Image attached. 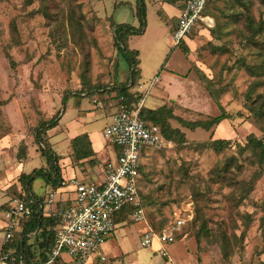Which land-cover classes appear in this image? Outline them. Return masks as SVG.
I'll use <instances>...</instances> for the list:
<instances>
[{
    "label": "rangeland",
    "instance_id": "374dc122",
    "mask_svg": "<svg viewBox=\"0 0 264 264\" xmlns=\"http://www.w3.org/2000/svg\"><path fill=\"white\" fill-rule=\"evenodd\" d=\"M141 1L147 30L125 39L128 49L139 53L141 78L128 88L140 92L145 107L165 106L164 116L185 139L171 140L143 158L145 220L125 218L117 225L101 244L102 264H264V152L255 143L264 140V28L255 37L257 47L243 39L249 34L247 17L264 25V0H214L209 8L217 19L183 37L188 52L174 42L173 21L163 11L164 17L158 14L166 0ZM138 2L0 0V211L25 193L21 174L49 170L35 134L54 115L57 125L40 138L58 153L60 172L72 167L65 163L73 155L69 140L84 128L100 149L99 160L113 158L115 149L102 129L111 121L106 113L115 110L116 99L112 92L88 96L82 91L127 80L114 23L138 25ZM215 22L218 27L211 28ZM168 74L173 82L162 79ZM155 76L161 77L158 83ZM84 105L88 117L77 112ZM219 106L230 114L225 123L191 130L179 121H209L220 114ZM215 139L228 143L220 148ZM29 188L45 196L51 185L37 176ZM175 216L183 223L175 242L163 245L167 255L160 254L159 243L141 245L145 231L170 225ZM39 253L36 245L34 257Z\"/></svg>",
    "mask_w": 264,
    "mask_h": 264
},
{
    "label": "built area",
    "instance_id": "2783aa9c",
    "mask_svg": "<svg viewBox=\"0 0 264 264\" xmlns=\"http://www.w3.org/2000/svg\"><path fill=\"white\" fill-rule=\"evenodd\" d=\"M205 2L184 0L173 33L175 44L198 20L210 25L208 17L201 15ZM142 101L131 108L122 107L112 121L103 127V137L117 148L118 153L113 161L105 162L102 179L62 177L57 186L51 187L41 197V216L54 220L51 225L54 242L45 251L46 258L40 261L37 254L32 263L22 252L17 253L13 248H8L7 252L0 255V264H58L63 260V255L67 256V264H101L106 261L101 244L117 225L124 222V219L120 221L122 211L130 207L126 211V219L134 222L145 220L144 202L139 192L142 160L148 150L164 148L171 144V140L163 135L157 124L140 118ZM30 202L23 198H14L8 202L4 212V243L22 231L25 220L32 214ZM182 223L179 216H175L170 225L160 230L149 228L143 233L141 245L150 246L156 240L162 245L158 250L160 254L167 255L163 245L175 241V233ZM37 230L29 232L27 237L33 236Z\"/></svg>",
    "mask_w": 264,
    "mask_h": 264
},
{
    "label": "trees",
    "instance_id": "16d2710c",
    "mask_svg": "<svg viewBox=\"0 0 264 264\" xmlns=\"http://www.w3.org/2000/svg\"><path fill=\"white\" fill-rule=\"evenodd\" d=\"M138 1H139L137 5V15L139 19L138 26L127 25L124 23L122 24L114 23V27H115L114 36H115V45H116L117 53L118 56L121 58V60H123L126 63V66H128L129 69L128 70L129 74L126 75L125 72V76H127L126 77L127 80L126 81L124 80L123 82H119V83L116 82L110 86H103V87L92 86L85 89V91H82L85 93L84 95H88V96H90L93 93L109 94L110 92H112L113 97L116 99L115 103L116 105H118L117 112H119L122 109V107L131 108L135 106L136 103L142 99L140 92H138L137 94H133L129 91L128 88L132 86L136 81H138L139 78V68L137 65L138 52L137 50L128 49V47L125 44V39H127V37H129L130 35L142 34L144 32L146 8L143 1L141 0ZM178 1H181V8H182L184 0H170V1L168 0V2L170 3H174ZM213 1L214 0H206L205 5L201 11V15L207 16L211 20L216 21L217 15L213 14L209 8V6L213 5ZM157 11L160 16H163L162 10L158 9ZM178 17H177L176 25L174 26V30L177 27ZM246 19L247 22L245 28L247 29L249 34L244 35L243 39L249 41L250 43H253V45L257 47L259 42L256 40L255 37L263 32L264 25L260 21L255 22L253 18L247 17ZM201 23L204 24L205 22L203 20H198L197 24L194 27H192V29H190V31L187 34L189 35L192 32V30ZM216 23L217 22H215V24H213V27L211 28L214 27L217 28L218 26ZM179 43L182 46L183 51L188 52V49L185 43L183 42V38L180 39V41L176 45H178ZM121 97L123 99H120ZM66 100L67 98L65 97L63 98L62 101V103L64 104L63 105L64 112H66V104H67L65 102ZM92 102L96 104L102 103L101 99L99 98H92ZM261 103L262 105L264 103V94L262 95ZM219 109L221 111L220 114L211 118L209 121L206 122L205 121L190 122L182 119H180L179 121L184 123L191 130L197 127L206 129L214 124L219 125L222 120L230 118V114L225 112L223 107L219 106ZM166 110L167 109L165 106L151 109L145 107L142 104V107L140 108V118L148 123L157 124L161 132L167 139L174 140L177 142L184 141L185 136L183 132L179 128L172 127L168 122L167 118L164 116ZM57 123H58L57 116L54 115L48 120L43 121V123L40 125V128L39 127L37 128L38 130H36V134H35L36 142L40 145L41 155L45 156L48 160L49 170L42 167L34 168L31 172L25 174L23 173L20 175V179L22 180V183L24 184L26 191L25 193L21 192L18 198H23L25 201H31L30 205L32 207V214L28 217L27 220H25L22 231L20 233H17L15 237L7 243L6 246L7 249L13 248L17 253L22 252L28 261H30L32 257L34 258V254H33L34 250H31L30 248L31 244L27 243V239H28L27 234L29 232H34L38 228L37 232L35 233L36 236L35 239L37 240L38 243L37 246L40 249V253H39L40 261L46 258L45 251L49 250L54 242V234L53 231L51 230V225L54 223V220L51 219L50 217L41 216L39 202L41 201L42 196L35 194L29 187L31 186L32 180L37 176H41L42 178H44L45 181L49 185H51V187L57 186L62 178L60 167L57 164L59 155H57L49 147L47 142H41V138H40L42 133H44L47 129L56 126ZM247 141L248 144L252 145L254 139L253 137L249 136ZM69 142L74 160L77 161L83 160L91 157L94 154L87 133H80L70 138ZM212 143L218 145L221 148L223 144L228 142L227 140L224 139H215L212 141ZM255 143L256 145L261 147L262 151L264 152V140L262 139L256 140ZM149 151L150 150H148V152ZM147 155L148 153L144 154V158L147 157ZM87 161L93 162V159L90 158ZM142 169H143V165H142ZM142 169H141V176L139 178V192H140V183L142 179ZM129 209L130 207H127L122 211V218H121L122 220L120 221H123V219L125 220V214L127 213L126 211H129ZM166 225L167 224L157 226L155 231L160 230L163 226ZM36 262H39V260H37Z\"/></svg>",
    "mask_w": 264,
    "mask_h": 264
},
{
    "label": "crops",
    "instance_id": "0c3cea01",
    "mask_svg": "<svg viewBox=\"0 0 264 264\" xmlns=\"http://www.w3.org/2000/svg\"><path fill=\"white\" fill-rule=\"evenodd\" d=\"M158 6H159L158 9L162 10L166 14L167 17H165V19L166 20L171 19L173 21L172 26L174 27L176 25L177 17H178L179 12H180L181 1L174 2V3H170L168 1H161V3ZM208 19L211 20L210 18H208ZM138 25H133V26H138ZM146 30H147V25L145 26L143 33H145ZM133 50H136V49H133ZM163 54H164V52L161 53V55H163ZM162 58L163 57L160 56L159 57V61H158V58H157L156 61L152 62V63H154L153 65L157 66L158 63L161 62V59ZM164 67L167 68L168 70H170L171 72H173L174 75L180 74L179 71H176L175 69H173V67H170V68H168L167 66H164ZM140 73L141 72H140V68H139V78H138V80H140V78H141L140 77L141 76ZM159 78L160 79H158V76H155L153 82L158 83L161 80V77L160 76H159ZM173 78H174V76H171L170 74L163 75L162 76V79H172L171 82H173V80H175ZM176 82H178V81H176ZM167 84L169 85L171 83H167ZM169 86H171V85H169ZM170 92L171 93L173 92L171 88H170ZM174 93H177V92H174ZM142 102H143V105H144V101H142ZM154 104H157V103H150L147 107H149L151 109L157 108V106L154 105ZM112 106H113V108L115 107V110L112 109V110H109L108 113H106L107 117L108 116L111 117V121H112L114 115L117 113V109H118V105H116V103H113ZM88 108H89V105H84L82 108H81V106H79L77 108V112L80 111V112H82V115L81 116L88 117V115L90 114V111L88 110ZM222 123H225V122H223V120H222ZM82 125L84 126L83 123H82ZM84 129L78 131L79 133L74 134L70 138H72V137H74V136H76V135H78L80 133H87L88 134V137H89L90 136L89 135L90 133L84 132ZM219 135H222V134H219ZM89 140H90L91 147H92V150H93L94 154L91 157H89V158H86V159H83V160H78V161L77 160H73L74 159L73 156L67 155L66 156L67 162L65 161V163L71 164L72 167L68 166L69 167L68 168V173H63V170H61L62 171L61 172V176L63 178L76 177L78 179H83V180H88V176H92V178L90 180H99V179H102L103 178V176H104V164H105V162H101L99 160L100 157H102V156H100V153H101L100 152V149L98 150L96 147L93 146L92 141H91L92 139L90 137H89ZM114 149H115V151L112 152L113 158H111V155H110V157L108 158L107 161H113L115 159L116 154L118 152H117V148L116 147H114ZM90 158L93 159V162L92 161H89V162L87 161ZM87 162L88 163H91V164L87 165ZM26 173H28V172H26ZM7 205L8 204H4L3 209H1L2 211H0V231H1L0 232V255L1 254H4L5 252H7V246H6L7 243H4V241H3V239H4L3 238V235H4V225H5L4 212H5L6 208H7ZM2 213H3V215H2ZM18 233H20V232H18ZM28 238H32L33 239V241L31 240L30 242L27 239V243L31 244V247H30L31 250H35L36 245L38 244L37 243V240L35 239L36 238L35 234L33 236H31V237H28ZM156 243H159V242L157 241ZM160 245L161 244L159 243V246ZM34 258L32 257L30 259V262L34 263L35 262ZM32 260H34V261H32ZM66 260H67V258H65V259L63 258V260H61L58 264H67L66 263Z\"/></svg>",
    "mask_w": 264,
    "mask_h": 264
},
{
    "label": "bare ground",
    "instance_id": "6f19581e",
    "mask_svg": "<svg viewBox=\"0 0 264 264\" xmlns=\"http://www.w3.org/2000/svg\"><path fill=\"white\" fill-rule=\"evenodd\" d=\"M208 21H209V23H210V20L208 19ZM154 242L156 243L157 241L156 240H154Z\"/></svg>",
    "mask_w": 264,
    "mask_h": 264
}]
</instances>
